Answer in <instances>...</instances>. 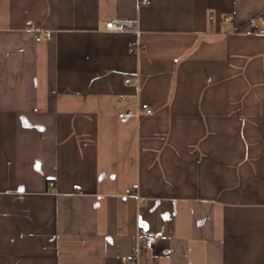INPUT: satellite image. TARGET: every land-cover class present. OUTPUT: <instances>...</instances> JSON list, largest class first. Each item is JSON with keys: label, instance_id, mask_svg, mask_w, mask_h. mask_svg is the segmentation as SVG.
<instances>
[{"label": "crops", "instance_id": "crops-1", "mask_svg": "<svg viewBox=\"0 0 264 264\" xmlns=\"http://www.w3.org/2000/svg\"><path fill=\"white\" fill-rule=\"evenodd\" d=\"M139 227L138 264H264V0H0V264H127Z\"/></svg>", "mask_w": 264, "mask_h": 264}, {"label": "built area", "instance_id": "built-area-1", "mask_svg": "<svg viewBox=\"0 0 264 264\" xmlns=\"http://www.w3.org/2000/svg\"><path fill=\"white\" fill-rule=\"evenodd\" d=\"M150 0H138L139 5H146ZM212 20V17H210ZM228 21V18H225ZM136 24L132 20H112L107 23V29L110 31H128L135 30ZM45 36L50 38L51 33L45 31ZM131 52H140L141 47L138 45L132 46L130 48ZM131 79L126 78L125 83H130ZM153 113V109L146 103H141L137 109L131 111H121L117 113V119L121 123H126L131 119H138L142 115H150ZM49 188L52 190L54 188V182L50 181L48 183ZM154 246V233L147 231L142 227L137 229L135 235V242L131 256L127 260V264H138V257L141 253L150 251Z\"/></svg>", "mask_w": 264, "mask_h": 264}]
</instances>
